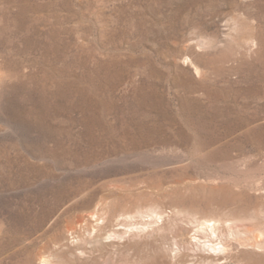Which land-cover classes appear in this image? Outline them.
Listing matches in <instances>:
<instances>
[{
  "label": "rangeland",
  "instance_id": "374dc122",
  "mask_svg": "<svg viewBox=\"0 0 264 264\" xmlns=\"http://www.w3.org/2000/svg\"><path fill=\"white\" fill-rule=\"evenodd\" d=\"M0 264H264V0H0Z\"/></svg>",
  "mask_w": 264,
  "mask_h": 264
},
{
  "label": "bare ground",
  "instance_id": "6f19581e",
  "mask_svg": "<svg viewBox=\"0 0 264 264\" xmlns=\"http://www.w3.org/2000/svg\"><path fill=\"white\" fill-rule=\"evenodd\" d=\"M206 222V221H205ZM212 221L210 220V221H207L206 223H204L205 225H207L208 227H210V229L212 230L214 227V223L212 222ZM202 225H203V223H202ZM204 226V225H203ZM202 226V227H203ZM218 228V227H217ZM199 229V228H198ZM214 230H216V229H214ZM196 231H197V229H196ZM199 231V230H198ZM202 232V231H201ZM204 232V231H203ZM208 233H209V231H207ZM215 232V231H214ZM217 232V231H216ZM206 233V232H205ZM200 234H204V233H200ZM199 234V235H200ZM209 234H211V233H209ZM197 235V234H196ZM206 235V234H205ZM214 235V234H213ZM219 236V235H218ZM217 236V237H218ZM205 237V236H204ZM207 237V236H206ZM205 237V238H206ZM210 237V236H209ZM212 237V236H211ZM221 237V239H222V236H220ZM219 237V238H220ZM206 240V239H205ZM205 240H203V241H205ZM216 239H214V241H215ZM217 240H218V238H217ZM216 240V241H217ZM210 241H213V240H210ZM199 242L201 243V241L199 240V238H197L195 235L192 237V239H191V241H190V244L188 245V246H192V247H194V249H195V247H196V250L197 249H199V251L201 252V253H203V254H205L206 255V257L207 258H210V259H212V261H217L218 260V258H215L214 256H217V254H216V252H215V254H214V256L213 255H211V253L210 252H207L206 250H208L209 248H214V246H212L211 244L210 245H207V244H199ZM219 242H221V241H219ZM203 243H205V242H203ZM212 243V242H211ZM216 243V242H215ZM224 243H226V242H224ZM209 244V243H208ZM218 245H219V248L221 249V246H220V244L219 243H217ZM222 244V243H221ZM226 245V244H225ZM228 245H230V244H228ZM186 247V246H185ZM191 247V248H192ZM215 247H216V244H215ZM223 247V246H222ZM226 247V246H225ZM225 247H223V250H225ZM232 247V246H231ZM219 248H217V249H219ZM229 248H230V246H229ZM228 248V249H229ZM227 249V248H226ZM227 249V250H228ZM192 250V249H191ZM213 250H215V248L213 249ZM222 250V249H221ZM190 251V250H189ZM216 251V250H215ZM217 251H220V250H217ZM221 252V251H220ZM222 252H224V251H222ZM218 253V252H217ZM225 253H227V251H225ZM228 253H229V251H228ZM219 255V254H218ZM204 256V255H203Z\"/></svg>",
  "mask_w": 264,
  "mask_h": 264
}]
</instances>
